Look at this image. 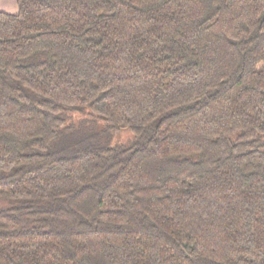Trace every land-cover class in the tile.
Instances as JSON below:
<instances>
[{
    "label": "trees",
    "instance_id": "trees-1",
    "mask_svg": "<svg viewBox=\"0 0 264 264\" xmlns=\"http://www.w3.org/2000/svg\"><path fill=\"white\" fill-rule=\"evenodd\" d=\"M16 5L0 264H264V0Z\"/></svg>",
    "mask_w": 264,
    "mask_h": 264
},
{
    "label": "crops",
    "instance_id": "crops-1",
    "mask_svg": "<svg viewBox=\"0 0 264 264\" xmlns=\"http://www.w3.org/2000/svg\"><path fill=\"white\" fill-rule=\"evenodd\" d=\"M17 0H0V12L14 14L17 9Z\"/></svg>",
    "mask_w": 264,
    "mask_h": 264
},
{
    "label": "rangeland",
    "instance_id": "rangeland-1",
    "mask_svg": "<svg viewBox=\"0 0 264 264\" xmlns=\"http://www.w3.org/2000/svg\"><path fill=\"white\" fill-rule=\"evenodd\" d=\"M17 13V9L16 11L14 12V14ZM131 141V136L128 132H125V130H122V133L121 134H117L116 136H114L112 138V141L111 143L112 144H129Z\"/></svg>",
    "mask_w": 264,
    "mask_h": 264
}]
</instances>
